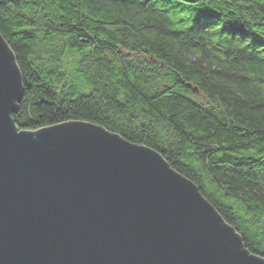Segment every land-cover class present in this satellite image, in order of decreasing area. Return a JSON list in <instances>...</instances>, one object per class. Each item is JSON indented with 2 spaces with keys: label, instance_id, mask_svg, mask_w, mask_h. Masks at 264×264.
Segmentation results:
<instances>
[{
  "label": "trees",
  "instance_id": "obj_1",
  "mask_svg": "<svg viewBox=\"0 0 264 264\" xmlns=\"http://www.w3.org/2000/svg\"><path fill=\"white\" fill-rule=\"evenodd\" d=\"M21 130L144 144L264 258V0H0Z\"/></svg>",
  "mask_w": 264,
  "mask_h": 264
},
{
  "label": "water",
  "instance_id": "obj_2",
  "mask_svg": "<svg viewBox=\"0 0 264 264\" xmlns=\"http://www.w3.org/2000/svg\"><path fill=\"white\" fill-rule=\"evenodd\" d=\"M0 35V264H264L144 144L84 121L21 130Z\"/></svg>",
  "mask_w": 264,
  "mask_h": 264
}]
</instances>
